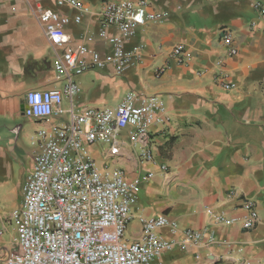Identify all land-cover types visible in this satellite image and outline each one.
<instances>
[{
    "label": "crops",
    "instance_id": "crops-1",
    "mask_svg": "<svg viewBox=\"0 0 264 264\" xmlns=\"http://www.w3.org/2000/svg\"><path fill=\"white\" fill-rule=\"evenodd\" d=\"M146 1L165 16L139 26L134 36L124 40L126 50L141 46L139 57L122 75H115L111 64L73 75L78 90L71 98L63 96L62 107H113L131 90L160 97L168 121L151 124L143 145L133 143L127 127L118 133L120 149L114 155L108 144L87 146L99 169L120 168L137 185L124 238H140L138 216L166 215L177 222V228L162 227L157 233L177 244L161 253L155 264H234L238 260L264 264V0ZM255 2L263 13L255 9ZM46 5L57 8L52 0ZM7 24L17 28L15 36L9 35L13 31H7ZM220 26L231 29L235 55H228L220 43ZM98 28L94 13L84 14L80 25L70 24L67 30L75 43L83 40L86 30L93 32L96 39L88 47L108 53L111 47L97 38ZM177 43L185 46L186 64L169 57ZM218 60L223 62L221 67ZM55 61L27 0H0V124L12 122L17 112L23 115L26 91L62 89L67 78H56ZM160 67L164 69L156 75ZM217 79L232 86L226 89ZM66 117V113L53 115L49 122L27 117L33 126L32 159L40 151L33 142L35 131ZM15 148L0 151V185L5 184L0 190V258L15 249L17 228L10 214L22 200V189L14 190L11 173L18 159L14 151L21 152ZM144 148L151 151L152 161L140 156ZM32 170L33 160L28 176ZM243 199L254 201L258 213L250 229L239 223L245 214ZM209 212L236 220L217 223ZM186 228L206 229L217 242L179 245Z\"/></svg>",
    "mask_w": 264,
    "mask_h": 264
},
{
    "label": "built area",
    "instance_id": "built-area-1",
    "mask_svg": "<svg viewBox=\"0 0 264 264\" xmlns=\"http://www.w3.org/2000/svg\"><path fill=\"white\" fill-rule=\"evenodd\" d=\"M49 1L27 3L56 56V78L65 76L67 81L62 89L26 91L22 112L28 118L46 122L53 115L66 113L67 117L42 126L33 134V142L40 151L34 156L32 173L22 187L21 204L10 214L17 228L13 238L15 249L0 258V264H155L161 253L177 244L163 239L157 229L176 230L177 222L166 215H140L142 234L138 240L127 241L124 234L132 218L137 185L127 180L120 168L99 169L87 146L108 144L114 155L120 149L118 133L127 127L131 128L133 143L143 145L151 124L168 121L164 102L157 95L132 90L113 107L64 109L62 101L63 96L71 98L78 90L73 75L108 64L113 66L115 75H122L131 60L139 57L141 48L126 50L124 40L134 36L139 26L161 21L165 13L152 8L146 0H102L97 4L52 0L58 9L47 6ZM254 7L263 13L260 3L255 2ZM59 8H68L72 13ZM94 13L98 17L97 38L111 47L108 53L88 47L96 39L93 32L86 30L83 40L76 44L67 30L70 24L80 25L84 14ZM109 28L116 32L109 33ZM219 41L228 55L237 53L230 28L219 27ZM169 57L177 64H186L189 58L182 43L172 47ZM222 63L216 62L218 67ZM163 69L158 68L156 75ZM217 81L226 89L232 86ZM140 156L152 161L148 149H142ZM241 207L245 211L239 220L241 227H254L258 220L255 202L243 199ZM209 214L217 223L236 220L223 214ZM182 235L178 243L182 246L217 242L206 229L186 228ZM234 264L244 262L238 260Z\"/></svg>",
    "mask_w": 264,
    "mask_h": 264
},
{
    "label": "rangeland",
    "instance_id": "rangeland-1",
    "mask_svg": "<svg viewBox=\"0 0 264 264\" xmlns=\"http://www.w3.org/2000/svg\"><path fill=\"white\" fill-rule=\"evenodd\" d=\"M7 2H9V0H7ZM15 2L16 0H14V3ZM100 2L101 1H98L97 3ZM9 30L13 31L9 35H11V37L15 36L17 28L12 26L8 27L7 24V31ZM77 43H79V41ZM32 128L33 126L32 124H30L28 118L20 114V112L16 113V115L13 117L12 122L6 123L5 121H3L0 124V151H3L4 149L9 150L13 147H16L15 150H21V152L14 151V155L18 156V159L16 160L17 164L12 165L11 171V173H14V190L15 188H19V186L22 189V186L28 176L27 173L29 171L30 165L32 164V146L29 141L30 133L33 131ZM4 186V182L1 183L0 190L4 189ZM15 198H19L17 190Z\"/></svg>",
    "mask_w": 264,
    "mask_h": 264
},
{
    "label": "water",
    "instance_id": "water-1",
    "mask_svg": "<svg viewBox=\"0 0 264 264\" xmlns=\"http://www.w3.org/2000/svg\"><path fill=\"white\" fill-rule=\"evenodd\" d=\"M21 110H22V105H21Z\"/></svg>",
    "mask_w": 264,
    "mask_h": 264
}]
</instances>
